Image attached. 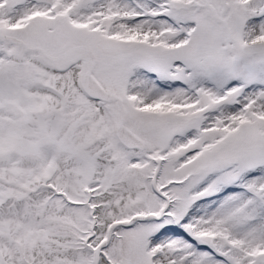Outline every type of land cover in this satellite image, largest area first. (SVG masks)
<instances>
[{"label":"snow or ice","instance_id":"obj_1","mask_svg":"<svg viewBox=\"0 0 264 264\" xmlns=\"http://www.w3.org/2000/svg\"><path fill=\"white\" fill-rule=\"evenodd\" d=\"M0 264H264V0H0Z\"/></svg>","mask_w":264,"mask_h":264}]
</instances>
